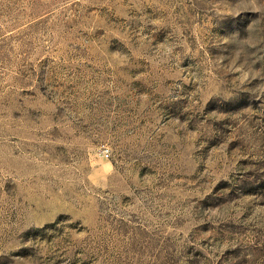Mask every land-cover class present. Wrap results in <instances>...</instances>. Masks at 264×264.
Returning a JSON list of instances; mask_svg holds the SVG:
<instances>
[{
  "label": "rangeland",
  "instance_id": "rangeland-1",
  "mask_svg": "<svg viewBox=\"0 0 264 264\" xmlns=\"http://www.w3.org/2000/svg\"><path fill=\"white\" fill-rule=\"evenodd\" d=\"M0 264H264V0H0Z\"/></svg>",
  "mask_w": 264,
  "mask_h": 264
},
{
  "label": "built area",
  "instance_id": "built-area-1",
  "mask_svg": "<svg viewBox=\"0 0 264 264\" xmlns=\"http://www.w3.org/2000/svg\"><path fill=\"white\" fill-rule=\"evenodd\" d=\"M102 155L106 158L109 159L110 158V150L108 148L103 147L101 149Z\"/></svg>",
  "mask_w": 264,
  "mask_h": 264
}]
</instances>
